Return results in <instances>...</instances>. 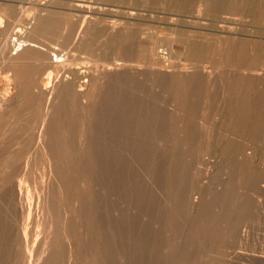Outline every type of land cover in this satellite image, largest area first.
<instances>
[{
    "label": "bare ground",
    "instance_id": "6f19581e",
    "mask_svg": "<svg viewBox=\"0 0 264 264\" xmlns=\"http://www.w3.org/2000/svg\"><path fill=\"white\" fill-rule=\"evenodd\" d=\"M63 1L0 5V167L9 168L0 180L1 264H31L29 229L18 224L34 205L21 186L30 174L16 187L13 168L38 157L51 172L73 167L62 195L73 194L65 202L74 200L78 264H264V67H240L232 28L189 34L184 45H198L199 57L181 66L147 47L134 8L106 22L98 1ZM207 11L199 4L196 16ZM101 44L120 48L93 63L72 53ZM214 151L221 167H201ZM55 173L40 185L41 202L59 184ZM46 241L37 264L65 260L55 256L63 246L70 259V241L58 249Z\"/></svg>",
    "mask_w": 264,
    "mask_h": 264
},
{
    "label": "rangeland",
    "instance_id": "374dc122",
    "mask_svg": "<svg viewBox=\"0 0 264 264\" xmlns=\"http://www.w3.org/2000/svg\"><path fill=\"white\" fill-rule=\"evenodd\" d=\"M39 1L43 2L46 0H39ZM56 1L62 2L63 0H56ZM75 1L76 0H71V3H74ZM83 1H86V0H83ZM97 1L99 3H96ZM148 1L150 4L148 3ZM185 1H186L184 3L185 6H183V8L181 9L180 7H178L176 5L177 3L173 0H171V1L170 0H129V1L128 0H94V2L96 3L95 4L96 6L101 5V7L106 10V12L102 16H99V19H100L99 21H103V20L104 21L106 20V22L113 21V20L124 21L125 19L122 18L123 13L124 12H130L131 8H134L136 10L135 12L139 16L134 21H131V23H135L136 26L142 30V32L144 33L143 36L144 37L146 36V39L149 41V44L147 45V47L151 46V44L154 43L155 50L156 49H158L157 51L163 50L162 54H163L164 58L166 57L165 60L167 63H169V62L174 63L176 60L177 61V62H175L176 64H179V65H181V64L185 65L186 64V66H189L190 61H188L187 59H193V58L199 57L198 56L199 54L195 50L198 47V45H196L193 42L190 43L189 48L185 47V45H184V42H186L185 40H187L189 38V34L198 33V34L203 35L205 37L212 38L215 36H221L222 34H220L219 31H223V30L225 31L227 29L232 28L231 30H233L237 33V36H236L238 38V49L237 50H239V52L237 53V57H238L237 59L238 60L241 59V61H242V62L241 61L238 62V60H237V62H238V64L240 63L239 64L240 67L242 66V64H243L242 67L248 66L249 62L251 64V68H253L254 70H256L258 72L260 71L259 67L260 68L264 67V0H253V1L252 0H185ZM248 1H250V2H248ZM28 2H29V0H22V1L21 0H14V1L13 0L12 1L11 0H8V1L7 0H0V3H1L0 5L2 6V5L7 4V3L8 4L13 3V4H16L17 7L24 9V8L29 6L27 4ZM242 2H243V5H242ZM170 3H171V5H169ZM203 3H206L208 5V11L198 17V16H196L197 15L196 8L199 4H203ZM250 3H251V5H250ZM252 4H254V5H252ZM253 6H255V7H253ZM242 7L244 10H242ZM218 8H219V10H218ZM239 10H241V11H239ZM31 12L32 11H30V12L27 11V14H30ZM91 17L95 18V16H91ZM225 20L228 23H226ZM11 21H13V19ZM242 25H244L246 27H244ZM17 29L18 28H15V30H17ZM249 35H251V36H249ZM134 36L135 35L131 33V40L134 39ZM245 37H247V38H245ZM243 38H245V39H243ZM97 42H99V40ZM53 45H55V43H53ZM101 45L104 46V48H103L104 50L101 49L92 55L85 54L82 51H72V53L77 54L80 57L87 58L90 62L92 61V63H93L94 61L106 60V59L108 60L110 58H113L115 55L114 53H116V51L120 48L118 44H116L113 47H111L110 44H101ZM160 45H161V47H160ZM170 49H172V50H170ZM124 52H126V51H124ZM202 52H204V51H202ZM202 52L200 54H204ZM224 52H225V54L227 53L226 51H224ZM246 52H247V54H246ZM239 53H241V54H239ZM126 54H129V53H126ZM168 55L171 57H169ZM178 60L180 63H178ZM181 62H183V63H181ZM260 64L262 66H260ZM256 66L258 67L257 69H256ZM0 73H1V70H0ZM104 104L105 103L103 102V105ZM205 157L208 160V163L206 165H202L201 167H209V166L210 167H221V153L220 152L214 151L213 153H210L209 155H206ZM38 158H35V159H38ZM35 159H34L33 163L30 165V167H24V168L23 167H15V168H13V169H17V173L14 177H16V179L17 178L18 179L16 180L15 178H13L14 181H17V182H14L15 186L16 185L18 186V181H21L20 179H22L23 173L25 174V172H26V173L30 174V176L27 174L29 176L28 181L27 182H21V186H22V190H23V196L26 197L29 195V197L32 198V200H34L33 201L34 205L32 204L33 206H32L31 214H30L29 218H28V215L25 214L24 217L21 218V220H20L21 222L19 221L20 223H18L19 227H20V232H22L25 229L26 230L29 229V230H27V232L29 233V237H30L29 246H28V248H25V249L27 250L26 251L27 258L28 257H30V258H28L26 261H27V263L31 262V264H37V262H39L38 259H40V257L44 256L42 254V253H44L43 250H45L47 248V246H45V243H44V242H47L46 240L52 242L55 246H57L56 249H58L59 246H63V244H65V242L70 241L71 245L68 248H71L73 250L72 251L71 249H69L72 251V255L70 257V259L72 261L69 259V257L67 258L68 252L65 249L63 251V248H65L63 246V247H60L61 249L57 250V251L60 250L58 253H57V251L55 252L56 253L55 256L56 257L59 256V257H57L59 259L65 258V260L61 259V262H60V261H58V259H55V264H62V263L66 264L68 262V261H66V259L71 261L70 264H78L79 263V262H77L78 257L75 254L76 252H75V248H74V247H76V243H77V239H78L77 227H76V222H75V218H74V210H73L74 200H73V202H71L72 200H70V199H73V198L70 197V199H67V201L65 202L67 196H71L73 194L70 195V191H69V192H67V196H65L66 191H65V193H63L64 192L63 190H67L66 187H69L70 182L72 181L71 177H72V168L73 167H60V168H58V173L60 174L59 175L58 173H55L53 170L51 172L50 167H48V168L45 167L44 164L42 163L43 160L41 158H39L38 160H35ZM41 166H43V167H41ZM86 168H87V170L90 169V167H85V169H84L85 171H86ZM3 169H4V171H3ZM5 169H6V167H0V180L3 179L5 172L9 170V168H7L6 170ZM60 169L62 170V172L65 171L64 174L66 176H68L69 179L66 178L64 180V178L62 177L64 174L61 173ZM82 171L83 170H81V171L79 170L78 172H76L75 179H77L79 176H82V175H80L81 173L83 174V172L84 173L87 172V171L86 172L85 171L82 172ZM51 173L52 174L55 173L56 175L58 174L59 176H61L60 178H57L58 175L57 176L55 175L56 177L52 176L55 179L57 178L59 180V184L57 182H55V184H54L56 186V188L54 186L55 189H57V187L59 185L65 186L66 183H68L69 185L65 186V187H58L57 190L54 189V192L57 191L56 195H55L57 197L53 196L55 194L53 192L52 193L53 195L51 194L49 196V198L47 199V201L44 200L43 202H41L43 193L40 190V185L42 183L45 184L47 181L49 182V180H50L49 175L51 176ZM69 173H71V175ZM61 174H63V175H61ZM18 175H19V177H18ZM65 175H64V177H65ZM84 177H88V179H89L88 175L84 176ZM29 178L31 180H29ZM44 180L45 181L47 180V181L44 182ZM61 182H63V183H61ZM68 190H70V187L68 188ZM62 194H65V195H62ZM51 196H53V197H51ZM38 198H40V202H37ZM55 198H57V200ZM58 198H60L61 200ZM23 200H25V198H23ZM22 202L24 203L25 201H22ZM67 202L71 203L72 205L68 204ZM39 203H41L42 206H44V207H41V204H39ZM260 203H261L260 208L262 207L260 209V211L262 212V210H264V199H262L260 201ZM70 205L73 206V208H71ZM48 207H49V210H48ZM42 208H44V209H42ZM50 209H52V210H50ZM46 211H48L50 214ZM70 211H73V212H70ZM34 212H35V214H34ZM36 212H38V213H36ZM262 214H264V212H262ZM43 216H45L46 218ZM51 216H53V217H51ZM41 217H43V218H41ZM49 218H51L52 220ZM63 218H64V220H63ZM66 218H68L69 221L71 220V222H69L71 224H68L69 226L67 225L68 221L67 222L65 221V220H68ZM41 219L43 220L42 224H40ZM64 222H66V225ZM251 222H253V221H251ZM60 223H62V225H64V226H62ZM49 224H52V225L49 226ZM31 225H33V226H31ZM248 225L250 228H252L250 226V224H248ZM65 226L67 227V229ZM59 228H61V229L59 230ZM247 228H245V229L242 228V229L251 233L252 230L250 228H248V229ZM64 230L65 231L67 230L66 233H71V235L67 239H65L66 237L64 238V236H66V235H64L65 234ZM47 231H48V233H47ZM30 232H31L32 236H30ZM62 232L64 233L63 237H61ZM48 234L50 236V237L49 236L48 237L52 240L54 237L53 235H55V238L53 241L49 240L47 238V236L45 237V235H48ZM32 245H34V247L36 249H34V247H31ZM230 251H231V249H230ZM1 252H2L1 256L5 255L4 254L5 253L4 248L1 249ZM63 254H65V255H63ZM62 255H63V257H62ZM31 256L33 257L32 261L29 260V259H31ZM33 261H35V262L37 261V262L35 263ZM0 264H1V261H0Z\"/></svg>",
    "mask_w": 264,
    "mask_h": 264
}]
</instances>
